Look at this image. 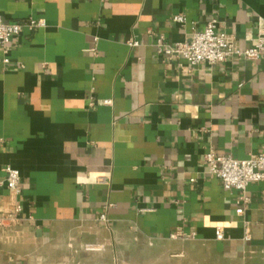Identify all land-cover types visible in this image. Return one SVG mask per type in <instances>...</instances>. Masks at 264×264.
I'll use <instances>...</instances> for the list:
<instances>
[{
    "label": "crops",
    "instance_id": "crops-1",
    "mask_svg": "<svg viewBox=\"0 0 264 264\" xmlns=\"http://www.w3.org/2000/svg\"><path fill=\"white\" fill-rule=\"evenodd\" d=\"M0 16L46 24L12 40L7 64L0 51V183L7 167L21 177L18 196L0 187V215L21 206L0 264H264V183L239 217L204 160L264 153V60L190 67L156 48L216 19L247 49L264 0H0ZM184 243L208 254L182 257Z\"/></svg>",
    "mask_w": 264,
    "mask_h": 264
},
{
    "label": "built area",
    "instance_id": "built-area-1",
    "mask_svg": "<svg viewBox=\"0 0 264 264\" xmlns=\"http://www.w3.org/2000/svg\"><path fill=\"white\" fill-rule=\"evenodd\" d=\"M173 22L183 25L186 19L183 15L173 17ZM45 21L42 19H30L26 23H5L0 16V51L4 58L3 63L9 62L8 54L10 52V44L13 39L20 36L24 31L33 32L45 27ZM129 47H136L137 42L130 41ZM157 54L162 57H177L183 59L190 67L204 63L213 66L224 63L231 58H238L247 61L264 60V28H258L253 44L247 49H240L232 36L218 31L217 20L211 19L200 31L192 32L183 42L168 44L164 37H160L157 44ZM208 173L211 177L217 179L225 191H234L237 193L236 215L243 217L245 213V205L248 202L246 197L247 189L250 185L256 183H264V153L250 156L244 160H235L230 156L216 155L213 151L208 152L204 156ZM5 179L0 183V187H5L13 196L20 193L21 177L17 170L7 167L5 170ZM102 185H107L109 180L104 177L97 179ZM193 182V181H192ZM21 214V206L15 204L12 209L5 211L0 215V228L5 226H15L19 222ZM100 221L106 222V216L101 215ZM188 239L181 232L172 235L176 238ZM214 238L217 242L227 239L223 227H216ZM252 240L249 224L243 221L242 244L248 245ZM99 246L90 245L86 247V251H99Z\"/></svg>",
    "mask_w": 264,
    "mask_h": 264
},
{
    "label": "rangeland",
    "instance_id": "rangeland-1",
    "mask_svg": "<svg viewBox=\"0 0 264 264\" xmlns=\"http://www.w3.org/2000/svg\"><path fill=\"white\" fill-rule=\"evenodd\" d=\"M182 257H192L191 254H205L207 255V251L205 250H201L197 247H194L192 246L191 244H188V243H184L183 246H182ZM136 257H153L152 256V252H150V250H147V248L145 247H139L137 248L136 250ZM181 255V254H180ZM184 264H192L190 261L188 262H184Z\"/></svg>",
    "mask_w": 264,
    "mask_h": 264
}]
</instances>
